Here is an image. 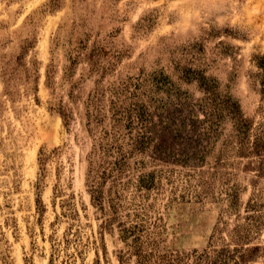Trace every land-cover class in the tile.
Listing matches in <instances>:
<instances>
[{
    "label": "rangeland",
    "instance_id": "rangeland-1",
    "mask_svg": "<svg viewBox=\"0 0 264 264\" xmlns=\"http://www.w3.org/2000/svg\"><path fill=\"white\" fill-rule=\"evenodd\" d=\"M263 55L264 0H0V264H264V170L222 103L264 129Z\"/></svg>",
    "mask_w": 264,
    "mask_h": 264
},
{
    "label": "trees",
    "instance_id": "trees-1",
    "mask_svg": "<svg viewBox=\"0 0 264 264\" xmlns=\"http://www.w3.org/2000/svg\"><path fill=\"white\" fill-rule=\"evenodd\" d=\"M257 67L259 69V73L261 75V88L260 94L261 99L264 101V55L257 58ZM223 107L227 110L231 119L234 123V131L235 137L240 144L239 154L241 156H253L257 157L258 162V170H264V129L256 133L254 139L252 141L249 140L250 131L252 128V121L249 118L243 116L239 105L232 101L230 97H226L223 100ZM134 110V109H133ZM261 111L264 114V107H261ZM131 113V111H129ZM130 115L127 116V118ZM139 121L141 124L143 123L141 115H139ZM119 119H115L118 121ZM131 122V121H129ZM142 141H139L137 145V149L139 150L141 147ZM104 149V148H103ZM104 151V150H103ZM90 184L93 186L91 189V194L94 201L99 202L101 200V189L100 184H97L95 180L90 179ZM259 246L247 247L243 248L242 246L233 247L229 249L228 247H222L219 249H213L212 251H208L206 249L198 252L194 250L192 253L186 254H170V255H161L157 256L155 260L152 261V255L138 254V264H247L252 261L256 252L259 250Z\"/></svg>",
    "mask_w": 264,
    "mask_h": 264
}]
</instances>
